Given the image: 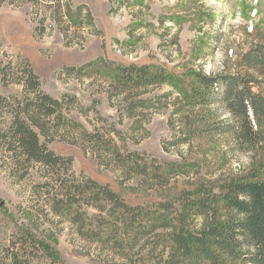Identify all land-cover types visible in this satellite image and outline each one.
I'll use <instances>...</instances> for the list:
<instances>
[{"label":"trees","instance_id":"obj_1","mask_svg":"<svg viewBox=\"0 0 264 264\" xmlns=\"http://www.w3.org/2000/svg\"><path fill=\"white\" fill-rule=\"evenodd\" d=\"M4 2L36 4L42 17L35 31L41 37L47 21L65 38L86 37L83 32L96 28L89 7L73 0H0ZM238 63L235 73H194L189 83L185 75L161 65L122 66L103 60L88 65L107 82L120 125L125 119L138 125L146 111L165 105L168 95L146 97L151 87L178 89L182 98L172 104L173 137L164 143L166 151L191 144L210 127L205 112L223 106L230 117L207 133L232 134L251 160L241 172L216 176L206 170V153L188 157L179 151L180 162L160 160L130 150L122 130L103 117L106 125L89 121V129L69 115L77 106L89 118L92 109L80 106L77 97L59 99L44 92L28 62L14 70L12 63L4 67L0 61V82L22 87V95L0 94V162L15 179L38 175L41 180L32 186L38 199L21 208L19 216L9 215L13 230L6 238L0 236V264H68L56 246L58 226L65 224L87 249L86 256L97 257L100 264L115 257L128 264H264V44L240 55ZM57 139L79 144L102 166L117 170L122 188L153 193L160 201L132 206L110 186L78 177L73 159L49 148ZM179 178H185L183 188Z\"/></svg>","mask_w":264,"mask_h":264},{"label":"rangeland","instance_id":"obj_2","mask_svg":"<svg viewBox=\"0 0 264 264\" xmlns=\"http://www.w3.org/2000/svg\"><path fill=\"white\" fill-rule=\"evenodd\" d=\"M74 5H87L95 18V29L83 32L86 37L65 38L58 26L50 28L46 22L45 36L36 33L41 14L36 4L26 2L12 6L0 4V61L4 67L12 63L18 69L28 62L41 80L42 90L54 98L75 96L80 106L91 108L86 118L79 107L70 108L69 115L84 123L104 126L115 123L129 141L130 150L166 161H182L179 151L188 157L207 154L206 170L214 175L238 173L250 165L251 155L241 152L232 134L207 133L220 121L230 116L223 106H214L205 112L208 125L190 143L164 148L172 137L173 103L182 96L173 85L149 89V98L168 95L162 108L146 111L138 125L125 119L120 125L116 99L109 100L108 84L97 70L89 67L99 60L115 65H161L174 74L193 81L194 73L228 75L239 69L238 58L257 43L264 44V0H73ZM73 35V34H70ZM72 41V42H71ZM89 65V66H88ZM83 69V70H82ZM19 70V69H18ZM224 87L220 86V91ZM0 94L5 97L22 95L19 85L4 86ZM160 107V106H159ZM95 110V112H94ZM98 112L99 114H95ZM89 119V120H88ZM118 123V125H117ZM43 141H45L43 139ZM49 148L58 155L73 159V172L78 177L92 179L108 185L120 193L132 206H147L160 201L151 193H132L122 188L120 173L100 164L96 157L86 153L79 144L57 139ZM0 162V236L12 233L9 215L19 216L20 209L38 199L32 193L38 175L26 180L12 177ZM205 170V171H206ZM204 171V172H205ZM185 178H179L183 188ZM127 185V184H126ZM127 188V186H125ZM57 221V219H56ZM57 224V223H56ZM49 227V226H48ZM57 249L68 264H100L86 256L69 225L58 226ZM46 224L43 229L46 230ZM102 258V257H101ZM108 259H111L110 256ZM100 260V259H98ZM110 264H128L115 257Z\"/></svg>","mask_w":264,"mask_h":264}]
</instances>
